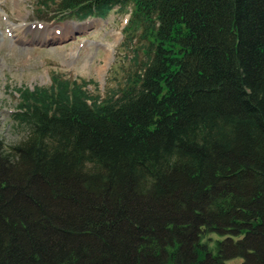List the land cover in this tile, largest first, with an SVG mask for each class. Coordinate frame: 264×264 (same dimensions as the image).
Instances as JSON below:
<instances>
[{"label": "trees", "instance_id": "16d2710c", "mask_svg": "<svg viewBox=\"0 0 264 264\" xmlns=\"http://www.w3.org/2000/svg\"><path fill=\"white\" fill-rule=\"evenodd\" d=\"M55 5L127 12L131 56L104 93L56 74L14 88L0 264H264V0Z\"/></svg>", "mask_w": 264, "mask_h": 264}, {"label": "rangeland", "instance_id": "374dc122", "mask_svg": "<svg viewBox=\"0 0 264 264\" xmlns=\"http://www.w3.org/2000/svg\"><path fill=\"white\" fill-rule=\"evenodd\" d=\"M45 1L49 7H42L40 0H0V140L6 145L26 135L12 119L15 87L48 86L56 74L90 80L104 93L123 77L131 56L130 49L120 46L127 12L115 7L105 18L75 21L55 12L59 0ZM63 25L71 26L65 35L59 33Z\"/></svg>", "mask_w": 264, "mask_h": 264}, {"label": "bare ground", "instance_id": "6f19581e", "mask_svg": "<svg viewBox=\"0 0 264 264\" xmlns=\"http://www.w3.org/2000/svg\"><path fill=\"white\" fill-rule=\"evenodd\" d=\"M56 28H58V27H56ZM70 30H71V26H69V25H63V26H61L60 28H59V33L61 34V35H65V34H67V33H69L70 32ZM49 34V33H48ZM55 35V33L53 32V36ZM55 37V36H54ZM114 46V45H113ZM113 50V49H112Z\"/></svg>", "mask_w": 264, "mask_h": 264}]
</instances>
